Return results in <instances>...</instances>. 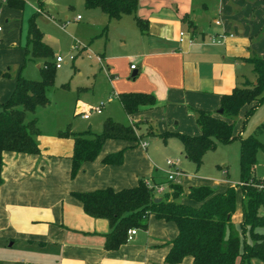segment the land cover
<instances>
[{
  "label": "crops",
  "instance_id": "1",
  "mask_svg": "<svg viewBox=\"0 0 264 264\" xmlns=\"http://www.w3.org/2000/svg\"><path fill=\"white\" fill-rule=\"evenodd\" d=\"M150 1L152 8L142 12L145 17L137 11L139 17L148 20V33H141L137 23H132L139 32L134 36L136 49L109 67L113 85L109 98L114 96L119 101V93L145 92L155 96L156 105L144 107L134 115H128L123 109L126 114L123 119L109 111L108 117L138 124L141 134L151 126L154 135L164 141L159 134L166 131L200 134L196 110L219 114L222 95L231 93L242 81V59L256 53L251 52L253 48L264 56V34H258L264 27V0H216V16L212 21L219 29H209L210 32L206 31L201 15L196 14L194 0L183 9ZM200 7L210 9L206 0ZM15 44L17 41L11 44L13 48ZM43 62L40 58L39 70ZM132 64L136 65L135 69H131ZM15 83L16 80L9 83L8 93L1 94L0 102L10 96ZM86 107L77 102L75 113ZM244 108L246 112L248 107ZM228 120L235 127L237 120ZM54 123L46 130L40 127L39 153L3 152L0 264H170L165 258L178 234L175 222L152 214L146 229H138L133 239L118 249L108 250L104 235L110 231L109 222L88 215L73 193L107 187L130 188L137 185L139 178L156 177L162 181L173 170L183 173L177 181L185 191L201 185L218 191L233 186L218 180L206 181L195 174L185 175L177 156L188 158L181 140L180 144L174 141L176 136L169 137L175 146L170 151L175 154L166 161L159 159L160 146L151 148L145 136L139 143L107 139L96 159L84 162L71 177L74 141L59 136L63 128L59 122ZM120 150H124L120 164L103 162L104 157ZM168 160L173 164L169 165ZM241 219L240 207L233 215V222L239 224ZM177 264H193V259L186 256Z\"/></svg>",
  "mask_w": 264,
  "mask_h": 264
},
{
  "label": "trees",
  "instance_id": "2",
  "mask_svg": "<svg viewBox=\"0 0 264 264\" xmlns=\"http://www.w3.org/2000/svg\"><path fill=\"white\" fill-rule=\"evenodd\" d=\"M89 8L101 9L109 19H119L132 14L139 30L148 33V20L137 15L138 0H84ZM44 1L39 0L42 12ZM13 6L22 8L23 0H14ZM258 34H264V27ZM25 60L27 57L41 58V77L33 80L21 72L16 78L10 96L0 102V186L3 182L2 155L5 151L37 154L40 147L37 136L40 128L37 119L27 121V113L34 112L38 106L51 103L48 90L55 83L56 62L53 60V48L48 44L43 32L31 18L27 26ZM253 67L254 80H246L241 87L221 97L222 114L209 110H196L197 123L201 133L191 135L180 132H162L164 139L178 137L183 144L186 157L200 167L204 154L214 150L219 144L240 140V183L229 186L223 191L209 185L192 186L185 191L179 181L149 180L139 178L134 187L114 190L111 187L89 192H74L84 211L94 217L106 219L110 231L104 235V246L116 250L127 243L128 230L146 229L150 215L159 219L173 221L178 234L172 241L165 262L180 263L184 257L191 256L193 264H251L252 258L264 262V180L257 178L256 154L263 146L256 135L243 137L234 132V122L240 111L248 107L244 115V125L248 117L264 102V58L254 53L244 59ZM0 70V78L7 76ZM118 99L128 115H134L144 107L156 105L151 93L122 92ZM138 124H126L107 117L101 132L86 130L74 132L70 125L61 130L59 136L71 138L74 148L71 155L70 175L74 177L84 162L93 161L98 156L107 139H122L139 143L144 136L154 135L148 126L146 133L139 132ZM124 150L111 153L103 158L104 163L120 164ZM165 185L162 193L157 187ZM237 188L241 190L242 219L239 228L233 222L237 207ZM161 197L158 202L155 198ZM247 235L249 240H247Z\"/></svg>",
  "mask_w": 264,
  "mask_h": 264
},
{
  "label": "rangeland",
  "instance_id": "3",
  "mask_svg": "<svg viewBox=\"0 0 264 264\" xmlns=\"http://www.w3.org/2000/svg\"><path fill=\"white\" fill-rule=\"evenodd\" d=\"M23 1L24 6L20 8L12 5L14 0H0V70L8 72L7 76L0 78V96L2 93H8L9 83H13L20 72L33 80L41 77L38 68L40 59L29 56L25 60L27 26L30 19L34 18V22L43 32L45 41L53 48V60L57 56H62L65 62L56 69L55 83L48 90L51 103L47 106H38L34 112H28L27 121L36 118L38 127L44 130L53 126L54 122H59L63 130L70 125L74 132L90 129L98 133L103 130V122L109 116V111L119 118H125L126 114L120 102L114 96L109 98L110 93H113L109 67H112L119 57L128 56L136 49L134 36L139 35V32L132 24H136L134 15L131 14L121 20L109 19L101 9L87 7L84 0H43L44 9L38 12L39 0ZM154 1L167 4L172 9L175 7L183 9L191 2L190 0ZM202 1L204 0H194L193 7L198 10L196 14L201 15L206 31L219 29L212 21L216 16L217 1L206 0L210 6L208 11L200 7ZM138 2V14L145 17L143 14L152 8L153 3L150 0H138ZM188 8L190 9L189 6ZM78 15L80 20L77 19ZM15 41L17 44L13 48L11 44ZM251 52L264 57L256 48L251 49ZM17 53L19 56H16ZM244 61L240 69L242 81L238 87H241L242 82L247 79L254 80L252 65ZM77 102L88 107L100 106L103 102L104 107L100 113H93L89 119H84L81 113H75ZM244 114L245 108L236 118L234 131L240 132L243 137L256 135L262 143L263 146L256 154L255 174L257 178L264 180V102L248 117L245 125L242 120ZM115 116L113 119L124 123ZM174 139L180 144L179 138ZM145 140L151 144V148L160 146L158 150L160 160L166 161L175 154L170 151V148L175 146L169 138L166 142L155 135L146 134ZM177 158L185 175L195 174L206 181L218 180L233 185L240 181L239 139L219 144L214 150L207 151L199 168L191 160L180 155ZM181 174L183 175L182 172ZM241 196V190L238 188L236 210L241 207ZM260 230L264 232V228ZM249 239L247 235V240ZM251 264H264V262L259 258H252Z\"/></svg>",
  "mask_w": 264,
  "mask_h": 264
},
{
  "label": "built area",
  "instance_id": "4",
  "mask_svg": "<svg viewBox=\"0 0 264 264\" xmlns=\"http://www.w3.org/2000/svg\"><path fill=\"white\" fill-rule=\"evenodd\" d=\"M78 19L80 18V16L77 17ZM220 21H216V24H219ZM183 33H181V40L183 39ZM65 62L64 58L62 56H57L56 57V67L59 68L63 63ZM136 65L135 64H132L131 65V69H135ZM103 103H101L100 106H95V107H86L85 109H81L79 113L82 114V117L87 119L89 118V116L92 114V113H100L102 111V107H103ZM143 145H146V143H142ZM167 163L169 165H172L173 162L171 160H168ZM181 174L180 171L178 170H173V171H170L166 177V180H173V181H176L177 180V177ZM165 185H160L157 187V192L159 193H162L164 190H165ZM137 228H131L128 230V236H127V241H131L134 237V235H136L137 233Z\"/></svg>",
  "mask_w": 264,
  "mask_h": 264
},
{
  "label": "water",
  "instance_id": "5",
  "mask_svg": "<svg viewBox=\"0 0 264 264\" xmlns=\"http://www.w3.org/2000/svg\"><path fill=\"white\" fill-rule=\"evenodd\" d=\"M134 75V74H133ZM219 114H222L223 113V109H219L218 111H217ZM162 198L161 197H157V198H155V201L156 202H158V201H160Z\"/></svg>",
  "mask_w": 264,
  "mask_h": 264
}]
</instances>
